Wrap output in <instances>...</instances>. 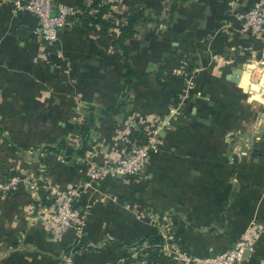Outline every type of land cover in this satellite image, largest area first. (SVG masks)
Returning a JSON list of instances; mask_svg holds the SVG:
<instances>
[{"label": "crops", "instance_id": "1", "mask_svg": "<svg viewBox=\"0 0 264 264\" xmlns=\"http://www.w3.org/2000/svg\"><path fill=\"white\" fill-rule=\"evenodd\" d=\"M14 1L0 0L1 133L21 134L25 141L39 131L41 141L50 143L56 140V136L48 139L41 134H53L55 129L59 135H64L70 148L77 150L83 138L74 127L82 123L86 108H94L95 113L100 107L113 106L121 99L125 102L118 113L95 117L93 126L88 130L87 149L82 155L73 153L66 159L50 155L46 160L41 159L43 163L40 165L56 188L72 184L78 192V201L87 206L83 210L87 220L82 230V234L89 237L86 244H138L137 241L146 234L157 235L159 226L155 227L144 214L145 205L149 210L169 213L173 224L172 235L196 254L204 251L209 254L225 244L231 245L232 239L257 214L264 217V170L257 174L254 163H251L254 171L250 172L251 167L248 169V188L241 192L239 173L236 183L233 182L235 189L229 190L223 187L222 179L230 168L218 169L213 162H206V155L212 150H217L220 160H225L222 157L229 152L234 155L238 171L239 160H256L255 157L245 159L244 151L239 152V146L233 143L232 150L228 152V148L222 146V137L218 136V132L234 130L236 110L232 109L235 105L230 103L233 102V89L248 93L247 101L259 97L262 92L252 97L250 90L254 91L255 85L250 83V73L254 67L243 65L238 61L237 54L247 50L253 57L260 55L264 53V42L256 46L250 43L251 40L246 41L249 36H242L245 39L242 41L234 33V25L238 21L235 14L253 0L176 1L172 10L168 6L167 18L162 20L164 23H141L126 43L132 45L129 51L133 52V69L147 74L133 80L128 90L121 78L120 49L112 43L117 29L91 23L90 16L95 10H89L86 15L75 14L71 25L60 29L56 47L62 64L55 67L46 59L42 43L31 34L34 17L22 10L14 13ZM91 1L51 0V3H69L81 10ZM124 1L100 0L103 5L111 3L112 14L118 19L112 23L124 21L127 15ZM152 12L155 13L153 17L160 13L159 9H152ZM103 17L107 18L106 12ZM183 67L196 71L194 84L189 90V104L183 106L184 112L177 107L179 102L184 101L182 84L183 79L188 77V72L181 75ZM56 68L60 78L55 77ZM236 68L241 69V75L228 78ZM155 70H160L159 80L155 78ZM247 83L250 90H246L249 89L246 88ZM262 85L264 87V79ZM49 86H57L58 92L50 94L47 92ZM69 86L71 93L65 92ZM49 100L55 104H51L50 110L47 108ZM261 102L264 103V100ZM226 104L232 108L225 107ZM171 107H177L175 109H179L180 113H170ZM156 113L168 117L174 114L176 125L169 129L160 123L163 133L159 136L163 142L145 168L130 177L105 174L91 180L88 171L92 164L110 166L118 155L128 149L131 141H127L125 134L132 125L133 117L141 121ZM202 114L210 125V128L201 126L206 134L209 133L206 138L195 135L198 130L193 124L194 117ZM224 115L231 116L229 122L220 126L216 120L214 124V119H224ZM48 116L56 117V126L45 123ZM33 117L40 120L33 121ZM260 121L262 124L254 121L252 127L259 124L260 128H264V120ZM226 125L230 128L227 129ZM238 125L235 123V128ZM196 154L200 155L194 157ZM131 177L133 180L128 179ZM8 203L11 204L5 215L9 218L8 221L0 220V227L15 234L19 229L14 219L15 209L23 206L27 217L33 210H28L31 206L24 205V201ZM226 208L228 215H225ZM42 229L37 223L27 224L22 237L14 240L13 244L17 242L15 248L9 247L0 255V264H48L45 250L54 243V237L44 235ZM262 237L258 246L247 252L245 264H264V235ZM68 239L66 236L61 240ZM92 252L97 256L101 250L93 248ZM94 262L96 264L98 260L87 264Z\"/></svg>", "mask_w": 264, "mask_h": 264}, {"label": "rangeland", "instance_id": "2", "mask_svg": "<svg viewBox=\"0 0 264 264\" xmlns=\"http://www.w3.org/2000/svg\"><path fill=\"white\" fill-rule=\"evenodd\" d=\"M109 4L111 3L108 2L106 16L109 17L111 21H115V20L117 21L118 19L114 17L113 9L109 7L110 6ZM169 4H170V0H125L123 3V7L125 13L140 11L144 14V19H140L136 23L135 26V32H136V29L139 27V25H141V23H144L146 25H151L152 22L164 23L165 21L162 20H165L167 18V9ZM152 9L154 10L159 9L160 11L159 15L153 17L152 14L155 13L152 12ZM89 10H94V9H89ZM81 13L82 10H80V12L78 11L75 14H81ZM158 17H160L161 19H158ZM147 32L149 35L151 34L149 30H147ZM129 46L132 45L129 44ZM263 54L264 53H260V55H255L254 57L248 54L246 55L245 58L241 59L243 61L242 62L243 65L249 64V65H253L254 67V68L251 67V69L252 68L253 69L250 73V83L255 85V87L253 86L254 91L250 90L249 83H247V87H246L249 89L246 90H250V93H252V97L254 96V94L259 95V91L260 92L262 91L261 94L259 95V97L255 96V99L247 101L248 93H242L241 91L233 89L234 97L233 100L231 99L230 100L233 101L234 103L233 102L230 103L234 104L235 106L232 108V106L226 104L225 107L236 110V114H234V127H233L234 130L232 132H228L231 129L228 131L225 130L224 133L218 132V136L222 137V146L224 145L226 148H228V152L232 150V143H233V145H236V147L239 146V148L237 149L239 150V152H241L242 150L244 151L243 154L246 156L245 159L247 157L249 158L255 157L256 160H239L240 165L238 171L236 159L234 155H232L230 152L227 154L226 157L225 156L222 157L225 160H220L219 156L216 155L217 150L216 151L212 150V152L207 153L206 155L208 158L206 162H213L214 167H217L218 169H223V167L230 168V170L225 169L227 175L223 177L225 179H222V182H224L223 187L229 188V190L235 189V186L233 187V184L236 183L238 173L240 176V191L243 192L247 190L248 169L251 167L250 172L254 171L251 163H254L255 172L257 174L258 172H262L264 170V160H261L264 159V128L259 127L260 122L262 124V121H260V119L264 120V103L261 102L262 99L264 100V87L262 85V81L264 79L263 77L264 56H262ZM131 55H133V52L130 51V62L133 57ZM254 60L257 62L253 63L255 62ZM187 72L188 74H186ZM195 72L196 71H194L193 69L189 70V68H185V67H183V70H180L182 76H184L183 74H186L191 80L194 79ZM55 77L60 78V72L55 71ZM189 78L183 79L181 94L184 101L179 102L177 105V107L180 108L181 111H183V106L185 105V103L186 105L187 103L189 104L188 96L190 94L189 90L191 89L188 87ZM54 85H58V84L55 83ZM58 90L59 89H57V86L55 87L49 86V88H47V92H49L50 94H56ZM65 92H69V93L72 92L70 86L69 88L65 89ZM260 96L262 97V99ZM51 102L52 101L49 100L48 102L49 105L47 103V108H49V110L51 109V104L53 106L55 105L53 102L52 103ZM175 108L171 107L170 109L172 110H169L170 113L179 114L180 110ZM97 113L98 112H96V114ZM174 114H171L169 117L164 116V114H157V113L156 115L152 114L149 115L148 117H145L146 120H148L149 122L139 121V118L133 117V120H131L133 121L131 122L132 125H129L127 132H129L130 128L131 129L136 128L137 130L136 133L139 136L140 140H142V142H145L147 139L146 130L155 128V126L158 125V122L161 123L165 128L173 129V127H175L176 125V123L174 122L175 120ZM224 116H225L224 119H214V124L218 121L217 125L223 126L227 121L229 122L231 116H227V115ZM45 119H46L44 120L45 123H47L49 126L52 127L56 126V122H55L56 117L48 116L45 117ZM247 119H249L250 121H247ZM39 120L40 119L33 117V121L38 122ZM194 121L195 123L193 124H196L195 125L197 128L196 130H198L195 133V135L202 138H206L209 133L206 134L204 132V129H201V126L203 125L204 127L207 126L210 128V125L206 120H204L203 114L194 117ZM254 121H257L259 123L255 125L257 127H252ZM235 123L239 124L238 128H235ZM1 125L3 124L0 122V126ZM35 126H39V124H36ZM226 127L227 129H229L230 125H226ZM42 130L44 129L42 128ZM20 135L21 134H17V133L10 134V133L0 132V220L2 222L6 220L8 221L9 217H6L7 215L6 212L9 210L10 208L9 204L11 203L7 204V202L16 201L17 203L24 201V205L31 206V208L28 210H30L31 212L33 210L32 214H30L31 216L27 217L28 214L25 216L26 210L23 206L20 205L16 209L15 206L13 207L16 211V213H14L15 216L14 219L16 220L19 229L16 231L15 234H11V237L16 238L15 240H17V238L22 237L21 235L24 234L25 227L27 224L37 223L40 226H42L43 228L42 232L44 231V235L54 237V243L49 244L47 250H45L48 264H87V262H91L92 260L95 259L98 260V263L96 264H149L148 261L146 260V254L152 250H156L163 256L168 257V261H171L173 264H182L179 263V260L175 261L174 259H172L173 257H171L173 255L172 250H174L175 248L184 249V250L187 249L186 247L183 248V245L180 244L171 233L172 225H173L171 220V215L167 212L163 213L155 210H149V208L147 209V205H145V208H143V210H145V212L144 211L143 212L144 214L145 213L147 214V217L150 219V221L155 227L156 225L159 226V233H157L158 235L161 234L160 239L158 240L159 244L157 243L149 244L146 240H143L140 243L138 242V244L136 243L124 244L122 242L120 244H112V245H108L107 243L106 244L99 243V244L91 245L89 243L88 244L84 243L85 241H83L80 238L83 235L82 234L83 223L84 221L87 220L86 213L83 212V210L87 206L81 204L80 201H78L79 197L77 196V193H73L71 195V199H72L71 207L77 208L84 215V217L81 218L82 223L72 221L70 226L66 230L55 235L54 231L48 229L49 226L48 215L51 213V207L54 203L53 200L55 198L54 196L57 193L62 192V190H66L72 187L71 186L72 184L69 185V187L64 186L63 188H56L55 183L51 181L47 171L44 170L45 168L41 166L40 163H43L41 159L46 160V158L50 155H54V156L58 155L60 156V158L62 157L65 158L62 149L57 148L56 145L60 139H64L66 143L67 140L64 137V135L62 134L59 135V133L55 129L53 134L51 132L47 134L46 133L41 134L42 136L46 135L48 139H52V135L56 136V140L51 141L50 143H43L41 141V136L39 131L37 133H32L30 140L25 139V141H23L24 139ZM24 142L27 145H25ZM137 142L138 141H136V143ZM48 146H51L50 148L52 149H49ZM220 148L221 146L219 147V149ZM195 150L198 151V149ZM197 155L200 154H196L194 157H196ZM211 158L214 160H212ZM247 161L250 163V165L249 163L248 164L246 163ZM128 179L131 180L132 177ZM256 183L258 182L256 181ZM41 191L46 193V197H48V200H51L49 205H43L39 202V198H40L39 192ZM28 210L27 212H29ZM225 212H226L225 215H228L227 208L225 209ZM0 229H1L0 241H4L3 236L6 228L0 227ZM263 235H264V217L261 216L258 217L257 214L255 219L250 220L249 223L246 225V227L243 229V231L232 239L231 245L228 243L225 244L224 246H221L218 249L217 254L225 253V263L230 264L228 263L229 257L232 254V250L234 249V245L236 243L243 242L247 247H251L253 251L255 247L258 246L257 245L258 241L263 238L262 237ZM66 236H68L69 239L62 241L61 239H63ZM63 242L65 243L63 244ZM16 244L17 242L15 244H12L11 242H4L3 244L0 243V255L3 254L6 249H9V247L15 248ZM103 247H107V248L103 249ZM93 248L99 249L101 250V252L97 253L98 254L97 256L95 255V253L93 255L92 252ZM186 251L191 255L192 259H194V261L191 263H195V261H197L198 259L200 260L210 257L207 251H204L202 254H196L194 252L192 253L188 249ZM41 254L44 255L43 253ZM246 261L247 258H245L243 262L241 261L240 264H245ZM93 264H95V262Z\"/></svg>", "mask_w": 264, "mask_h": 264}, {"label": "built area", "instance_id": "3", "mask_svg": "<svg viewBox=\"0 0 264 264\" xmlns=\"http://www.w3.org/2000/svg\"><path fill=\"white\" fill-rule=\"evenodd\" d=\"M13 12L22 10L31 14L35 19V24L31 27V34L41 43L52 44L57 41L60 29L71 25L72 18L79 11L77 6L69 3H51V0H15L13 3ZM264 0H254L244 11L235 14L239 25L234 28L239 37L248 35L254 39L264 42ZM243 51V50H242ZM191 77V76H190ZM187 77L186 79H188ZM189 88L192 87L193 80L189 78ZM141 121H148L143 119ZM149 122V121H148ZM152 123V122H151ZM161 124L155 128L146 130L147 139L145 142L136 144L131 142L128 149L121 155H118L114 163L110 166H96L92 164L88 171L91 180H97L100 176L109 174L114 176L117 173L121 175H136L142 171L143 166L147 164L150 156L159 150L161 138L158 134ZM127 139V138H126ZM128 141V139H127ZM15 179V178H13ZM78 193L75 187H70L57 193L54 197V203L51 207V213L48 215V229L54 231V234L66 230L72 221L81 222L84 215L77 209L71 207V195ZM82 223V222H81ZM250 252L251 247H247L243 242L236 243L228 263L240 264L246 258L244 251ZM175 261L179 260L182 264H226L225 253L216 254L214 257L198 259L195 263L191 255L184 249L175 248L172 250Z\"/></svg>", "mask_w": 264, "mask_h": 264}, {"label": "trees", "instance_id": "4", "mask_svg": "<svg viewBox=\"0 0 264 264\" xmlns=\"http://www.w3.org/2000/svg\"><path fill=\"white\" fill-rule=\"evenodd\" d=\"M176 1H184V0H171V4L169 5V10H172L174 8ZM251 3L247 5L244 9H241L239 12L246 10L251 5ZM107 7H108L107 5L101 4L100 0H92L88 6H85L81 9L82 15H86L89 9H94L95 12L93 13V15L90 16L91 23H95V24L102 25V26H110V27H114L117 29L116 38L112 40V43L113 45H115L116 47L120 49L121 56H122L121 78H122V82L124 83L126 89L128 90L131 87L133 80H136L140 78L141 76H143L144 74H147V72L137 73L133 69L131 62H130L129 46L126 43V39H129L135 32L136 23L140 19H144V14L140 11H133V12L127 13L123 22L118 21L116 23H112L110 18L103 17V14L106 12ZM238 25H239V22L237 21V24L234 25V28H236ZM234 33H235V36L239 37V35L236 34V32ZM241 40L244 41L245 40L244 37H241ZM250 40H251L250 43L256 46H258V44L260 45L263 44L262 41H260L259 39H254L253 37H249L248 39H246L247 42H249ZM42 46H43V53L45 54L46 59L50 61L55 67L61 66L62 60H60V58L57 55L56 42L52 44H45L42 42ZM248 53L249 52L247 50H243L241 54H237L238 60L240 62H243L241 59L245 58L246 55H248ZM56 72H58V68H56ZM154 75H155L156 80H159L160 70H155ZM124 104H125L124 100L121 99L117 101L113 106L100 107L99 110L96 111L98 112L97 114L96 112L95 113L93 112L94 108H86L82 123L79 126L74 127V130L77 133H79L83 138L80 148L77 150H73L67 145L64 139H60L57 142V145H56L57 148L62 149V151L64 152L65 158H69L73 153L82 155L84 150L87 149L88 144H86V140L88 139V130L90 127L93 126L95 117L102 118L108 115H114L121 110ZM136 131H137L136 128H132V129L130 128L129 132L125 134V137L131 142L136 143V141H138L137 143L140 144L142 143V140H140ZM48 147L49 149H52L50 148L51 146H48ZM152 155L150 157H152ZM130 176L132 175H129L128 177ZM39 197H40L39 202L41 204L43 205L50 204L51 200H48V197H46L45 192H42V191L39 192ZM6 230L7 229H5V233L3 236L4 242H11L13 244L15 238L11 237V234ZM31 236H34V235H31ZM31 236L30 238L33 239L34 237H31ZM80 239H82L83 241H85L84 243H86L89 240V237L88 235L84 234L81 236ZM159 239H160V235L158 234L157 235L146 234L145 236L140 238L137 241V243L138 242L140 243L143 240H146L149 244H155V243L159 244V241H158ZM184 247L185 246H183V248ZM146 260L148 261L149 264H173L171 261H168V257L163 256L156 250H152L148 252L146 254Z\"/></svg>", "mask_w": 264, "mask_h": 264}, {"label": "water", "instance_id": "5", "mask_svg": "<svg viewBox=\"0 0 264 264\" xmlns=\"http://www.w3.org/2000/svg\"><path fill=\"white\" fill-rule=\"evenodd\" d=\"M245 37H248V35H245ZM149 66H151V63L148 64ZM241 73V69L240 68H236L231 74H229L228 78L231 79V76L232 75H239ZM161 133H163V130L160 128L158 130V134L161 135ZM145 168V166H143V169ZM117 177H121V174L120 173H117L116 174ZM218 250H212V252L209 253V256L210 257H214L216 254H217ZM244 255L246 256L247 255V251L245 250L244 251Z\"/></svg>", "mask_w": 264, "mask_h": 264}, {"label": "bare ground", "instance_id": "6", "mask_svg": "<svg viewBox=\"0 0 264 264\" xmlns=\"http://www.w3.org/2000/svg\"><path fill=\"white\" fill-rule=\"evenodd\" d=\"M241 73H242V72H241ZM239 75H241V74H239ZM239 75H235V76H239ZM233 80H235V81H236V79H234V78H233Z\"/></svg>", "mask_w": 264, "mask_h": 264}]
</instances>
